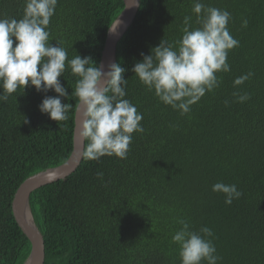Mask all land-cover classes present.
I'll return each mask as SVG.
<instances>
[{
	"label": "trees",
	"instance_id": "1",
	"mask_svg": "<svg viewBox=\"0 0 264 264\" xmlns=\"http://www.w3.org/2000/svg\"><path fill=\"white\" fill-rule=\"evenodd\" d=\"M201 2L231 13L227 27L239 47L228 53L230 71L218 73L220 86L186 115L163 104L131 69L163 38H181L186 15L198 26L195 0H139L115 63L126 69L125 99L143 115L144 132L133 133L126 159L82 157L69 176L30 194L44 264H181L172 242L178 218L193 230L212 229L218 264H264V0ZM24 6V0H0V18L20 19ZM122 9L121 0H58L50 43L63 46L68 59L91 57L98 66ZM249 72L254 75L234 88L233 81ZM59 79L71 96L77 77L67 62ZM234 92L250 99L237 103ZM56 95L28 86L0 102V264H24L30 254L12 216L16 189L64 163L72 150L75 107L61 122L39 110L46 96ZM62 103L74 106L76 98ZM217 182L235 184L242 197L226 205L224 195L212 191Z\"/></svg>",
	"mask_w": 264,
	"mask_h": 264
},
{
	"label": "clouds",
	"instance_id": "2",
	"mask_svg": "<svg viewBox=\"0 0 264 264\" xmlns=\"http://www.w3.org/2000/svg\"><path fill=\"white\" fill-rule=\"evenodd\" d=\"M24 4L22 18H0V102H6L18 89L24 91L28 86L38 92L54 91L57 95L46 96L39 110L51 120L61 122L69 119L68 113L75 107L81 119L79 136L87 141L83 159L99 161L105 156L126 159L133 133L144 132L143 115L125 99L126 69L112 63L105 71L91 57L82 58L78 54L68 59L63 46L50 43L48 26L58 0H24ZM135 4L136 0H131L125 6ZM192 12L196 14L197 27H193L192 16L186 15L181 38L174 42L163 38L149 55L142 54V61L131 69L148 91H154L163 104L182 116L190 113L191 106L206 93L220 86L217 74L230 71L228 53L239 47V41L227 27L231 20L229 11L195 0ZM247 25L248 21L243 20L242 27ZM66 62L77 77L71 96L59 79L66 70ZM253 75L249 72L237 77L233 87L238 88ZM233 96L237 103L250 99L247 93L234 92ZM70 97L76 98L74 106L62 103V98ZM97 177L102 179L103 173L98 172ZM212 191L223 194L226 205L243 195L235 184L223 182L215 183ZM176 223L180 228L172 236V242L179 246L181 264H218L220 257L216 254L212 229L203 226L193 230L183 218Z\"/></svg>",
	"mask_w": 264,
	"mask_h": 264
},
{
	"label": "water",
	"instance_id": "3",
	"mask_svg": "<svg viewBox=\"0 0 264 264\" xmlns=\"http://www.w3.org/2000/svg\"><path fill=\"white\" fill-rule=\"evenodd\" d=\"M121 1L123 9L109 28L100 54L98 66L102 65L105 71H107L108 65L115 63V50L117 43L131 26L139 5V0H136L135 5L127 7L125 4L128 3L130 5L131 0ZM110 29L113 31L110 32ZM80 123V114L75 109L72 133V150L67 160L58 167L48 169L25 179L16 189L12 197V216L31 246L30 254L24 264H44L45 257L42 237L33 225L32 217L28 209L29 196L32 192L45 185L66 178L79 166L83 157V146L85 142V140H82L79 136ZM26 210L28 211V216L30 217L32 226L27 222V220H25Z\"/></svg>",
	"mask_w": 264,
	"mask_h": 264
},
{
	"label": "bare ground",
	"instance_id": "4",
	"mask_svg": "<svg viewBox=\"0 0 264 264\" xmlns=\"http://www.w3.org/2000/svg\"><path fill=\"white\" fill-rule=\"evenodd\" d=\"M25 220H27V222L32 226L31 221H30V217L28 216V211L27 210L25 212Z\"/></svg>",
	"mask_w": 264,
	"mask_h": 264
}]
</instances>
